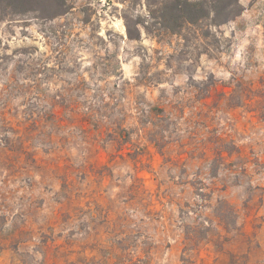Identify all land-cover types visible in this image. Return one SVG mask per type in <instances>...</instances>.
Segmentation results:
<instances>
[{
  "label": "rangeland",
  "instance_id": "374dc122",
  "mask_svg": "<svg viewBox=\"0 0 264 264\" xmlns=\"http://www.w3.org/2000/svg\"><path fill=\"white\" fill-rule=\"evenodd\" d=\"M164 1L1 12L0 264H264V0Z\"/></svg>",
  "mask_w": 264,
  "mask_h": 264
},
{
  "label": "trees",
  "instance_id": "16d2710c",
  "mask_svg": "<svg viewBox=\"0 0 264 264\" xmlns=\"http://www.w3.org/2000/svg\"><path fill=\"white\" fill-rule=\"evenodd\" d=\"M14 0H0V14L3 10L9 9L17 12L16 9L24 10L25 7H18ZM238 0H166L161 4L160 22L164 27L174 29L183 22H195L212 14L215 22L229 19L236 14L237 10L230 9V6L237 5ZM25 5V4H24Z\"/></svg>",
  "mask_w": 264,
  "mask_h": 264
}]
</instances>
